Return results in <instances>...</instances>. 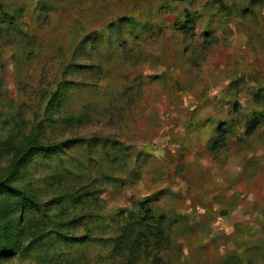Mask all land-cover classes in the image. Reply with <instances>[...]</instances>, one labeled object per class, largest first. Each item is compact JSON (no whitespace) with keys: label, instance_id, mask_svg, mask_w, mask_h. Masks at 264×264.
I'll return each instance as SVG.
<instances>
[{"label":"rangeland","instance_id":"374dc122","mask_svg":"<svg viewBox=\"0 0 264 264\" xmlns=\"http://www.w3.org/2000/svg\"><path fill=\"white\" fill-rule=\"evenodd\" d=\"M0 8V264H264V0Z\"/></svg>","mask_w":264,"mask_h":264},{"label":"trees","instance_id":"16d2710c","mask_svg":"<svg viewBox=\"0 0 264 264\" xmlns=\"http://www.w3.org/2000/svg\"><path fill=\"white\" fill-rule=\"evenodd\" d=\"M3 13L1 11L0 8V18L2 17ZM185 17H184V23L180 25L178 31L187 39H194L195 37V22L193 20V18L191 17V15L188 12H185ZM81 47H83L81 45ZM253 100H254V104L256 106V108H259V106H261V101L264 100V94L261 92V90H257V92H253ZM52 103V102H51ZM237 105L234 106V112H237ZM263 113H259V115H261ZM257 117L260 118V116H255L254 119H252L250 122H248L246 125H244L246 127V132H245V136L246 137H252L254 136L255 132L257 131L258 127H259V119H257ZM261 126V124H260ZM215 134L216 137L218 136V138H214L213 139V143L211 145V151L216 153L218 150H221L222 147L224 146V144L226 143L227 140V136H229L230 134H232L234 132L233 128L231 125L229 124H220L219 127L217 128V130L215 129ZM50 148L47 149H43L47 155H54L56 154V152H52V151H48ZM32 150L34 152H40L41 150L37 147V148H32ZM25 157L27 159L31 158L32 152H26ZM0 194L3 195V197H0V203L2 204L3 202H8L10 204L11 209H16L18 208L20 211H26L27 207H35L38 206L37 201L30 195L28 194L25 190H22L20 188H17L16 186H12L10 183V180L7 179L3 182H1L0 184ZM2 201V202H1ZM74 201H78V198H75ZM143 210H146V207H143ZM149 211H147V213H149ZM147 217V216H146ZM145 223L148 221L146 219ZM21 228L18 227V224H13L12 225V230H11V240H15V241H19L18 239L21 236ZM12 244V243H11ZM12 248L13 249H17L18 246L16 244H12ZM3 255H5V253H3Z\"/></svg>","mask_w":264,"mask_h":264}]
</instances>
